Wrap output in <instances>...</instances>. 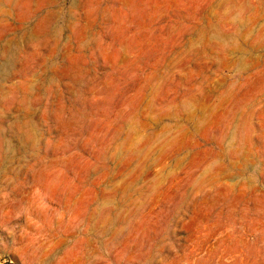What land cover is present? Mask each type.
<instances>
[{
	"label": "rangeland",
	"instance_id": "obj_1",
	"mask_svg": "<svg viewBox=\"0 0 264 264\" xmlns=\"http://www.w3.org/2000/svg\"><path fill=\"white\" fill-rule=\"evenodd\" d=\"M0 264H264V0H0Z\"/></svg>",
	"mask_w": 264,
	"mask_h": 264
}]
</instances>
